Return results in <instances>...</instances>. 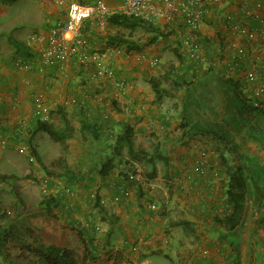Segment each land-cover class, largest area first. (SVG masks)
<instances>
[{"label":"crops","instance_id":"obj_1","mask_svg":"<svg viewBox=\"0 0 264 264\" xmlns=\"http://www.w3.org/2000/svg\"><path fill=\"white\" fill-rule=\"evenodd\" d=\"M238 3L239 0H230L226 4L211 6L201 23L194 27L179 18L169 22L158 21L156 27L159 32L166 36L172 34L165 51H162L164 45L159 42L156 47H144L142 52L141 49L127 51L123 46H114L116 51L110 60L115 74L125 82L121 92L106 80H90L88 73L91 67H82L75 57L51 65L40 58L39 53L45 43L43 36L56 19L63 16L58 4H39L47 22L26 36L23 44L27 47L26 51L10 45L8 36L0 32V134L8 146V151L0 150V177L8 178L14 186L13 199H16L15 196L18 198L16 207L26 206L32 200L36 191L33 177H41L34 156L38 159L49 145H61L63 153L57 154V159L64 161L65 175L45 178L46 184L42 189L44 194L53 198L50 213L61 216L62 223L75 227L78 221L89 223L87 229L76 228L87 250L94 252L96 239L103 235L105 251L115 253L113 257L120 259L119 264L125 260L135 264L136 259L148 262L154 255L141 257L144 252L156 248L174 249L176 246L178 251L191 255L190 259H187L188 256L180 258L181 264H233L236 260H241L240 264H264V242L253 240L251 243L248 236V253L244 257L238 251L234 257L229 246L231 249L236 246L232 243L237 230L221 233L214 221L215 216L226 213L216 210L224 209L227 179L222 182L220 195L211 196L207 191L202 192L211 186L214 178L208 167H214L218 175H225L223 172L229 169L224 164L226 167L221 168V162L220 166L214 164L216 160L210 159V153L214 152L220 161L219 150L233 145V140L241 146L246 144L248 149L252 148L247 141L252 129L250 121H264V115H255L245 107L233 86L224 81L230 78L237 82L238 90L248 104L255 98L264 102V89L260 94L255 93L260 81L264 80V34L251 33L258 22L244 16ZM250 6L255 13L264 16V0H252ZM227 14L234 16V21L230 23L236 24V27L228 25ZM100 32H88L86 39L90 49L104 46L97 38L105 42L108 35L101 36ZM32 34L38 37L30 42ZM190 36L198 42L201 57L207 58V63L204 60V63H194L177 58L167 62V68L156 69V62L162 60H156L158 55L165 56L166 52L169 55L170 51L173 52L170 54H176L179 48L172 46L174 42H179L184 52V41ZM17 62L30 63V66L24 68ZM251 75L255 77L253 82L249 81ZM150 77L157 78L172 95L155 99L147 81ZM174 81L178 82L176 87L172 85ZM37 99L49 107V122H58L57 108L67 111V117L74 126L72 137L52 144L46 140L47 134L36 129L39 112L34 103ZM123 124L132 127L133 146L159 144L162 153L169 158L164 175L159 171L162 168L159 161L155 164L156 175L143 178V182L138 184L136 181L134 184L133 179H126L129 167L123 164L127 163L120 162L118 167L116 162L104 177L98 174V166L112 151L113 141ZM263 129L264 123L258 130L262 143ZM11 150L25 154L31 152L34 156L26 159ZM242 151L245 157L254 156L264 162V144L260 148L261 156L251 155L245 149ZM124 152L126 149H123L120 161L126 156ZM203 153H207L208 157L202 156ZM95 156L102 160L92 168L90 158ZM131 160L139 163L143 170L149 168L141 160ZM7 169L17 170L19 187L14 185V175ZM262 178L261 173L260 183H263ZM122 182L130 187L128 197L119 193L117 186ZM196 186L201 188L198 193ZM65 188L70 190L68 195L63 194ZM92 194H96L92 197L93 201L88 198ZM250 196L264 202V188H258ZM153 201L161 203L156 211L148 206ZM258 206L262 207V204L258 202ZM258 213V217L263 218L258 229L264 233V212ZM168 225L181 226L182 240L174 242V237L166 230ZM252 228L244 227L249 233ZM175 229L177 231L179 227ZM211 233L217 236L208 238ZM190 234L198 238V242L187 250L189 243L186 236ZM54 241L51 239L49 242ZM237 248L239 246L234 248L235 252Z\"/></svg>","mask_w":264,"mask_h":264},{"label":"rangeland","instance_id":"obj_2","mask_svg":"<svg viewBox=\"0 0 264 264\" xmlns=\"http://www.w3.org/2000/svg\"><path fill=\"white\" fill-rule=\"evenodd\" d=\"M120 0H106V2L108 3H117ZM46 21V16L44 15V10L43 7H41L37 2H35L34 0H0V32L5 33V35L8 36V41L10 43V45H14L12 43V41L10 40V38H12L13 40H17L20 41L22 44L25 43L26 40V36L30 35L32 32H34L35 30H37L39 27H41L43 25V23H45ZM47 22V21H46ZM101 36H107V35H114V34H120L123 35L126 38H129L131 40H134L137 44H138V48L142 49L148 48L149 46H158V44H163L164 47L162 49V51H165V45H168L167 40H171L170 38L172 37V34H170V36H163V35H158L155 34L153 31L149 30L148 28H144V27H135V28H125V27H121L119 25H114L111 24L107 21L106 27L104 30H102L99 33ZM153 34L156 35V38L154 39V41L152 43H149L152 40V37L154 36ZM169 35V34H168ZM175 35V33H174ZM97 40L101 43V46L105 43L103 39L97 38ZM157 42H159L157 44ZM173 47L175 48H179L176 54H170L168 55V52L165 53V56L162 55H158L156 60H160V62H156V69L159 68H167V62L171 61V60H185L188 59L190 61H194L195 62H206L207 63V58L204 59L202 57V60L200 61H195L191 58H189L185 52H182V49L180 47L179 42H174V44H172ZM125 46H123L122 48H124ZM126 48V47H125ZM127 51H130L129 49L126 48ZM136 50V49H135ZM168 50V49H167ZM184 51V50H183ZM140 52V53H141ZM149 53V52H147ZM173 53V52H172ZM146 55V54H145ZM180 56V57H179ZM203 62V63H204ZM154 64V63H153ZM255 100H260L255 98L253 101ZM252 101V102H253ZM261 101V100H260ZM262 102V101H261ZM264 103V102H262ZM251 123V132L247 138V141H250L249 144L252 145L253 147L249 148L246 146V144H244V146H241L236 140H233V145L227 146L225 147V149H222V151L219 150V157H220V161L218 159H216V155L214 154V152H211V157L210 159H214L216 160V162L214 164H219L220 166V162H221V168L222 167H226L229 168L226 172H223L225 175L221 174L218 175L216 174V169H214V167L211 166L208 167L209 171H212L211 173L213 174L214 178L212 181L211 186H208L207 189L203 190L202 192H206L209 193V195L214 196L215 194H219L222 193V182L225 181V179H227L226 173L232 169L235 168L236 166H240V167H244V169H246L248 167V170H244V175L249 177L248 179V190L251 191H256V189L254 188H261V184L259 182V176L262 173V181L264 182V162L262 160H260L257 157H251L250 155H248V157H245V153L242 151L245 149V151L247 153H251V155H257V156H261L262 152H260V148L261 146H263L264 142L262 143L263 140H261V137H259V128H261V125H263L264 121H262L261 119H257V121H250ZM259 125V126H258ZM264 130V129H263ZM46 140L52 144L54 141L49 139V136L46 135ZM48 138V139H47ZM264 139V138H263ZM135 144V142H134ZM150 144L148 143L147 147L144 148H149ZM8 146L1 148L0 150L3 151H8L7 150ZM48 148V149H47ZM46 148L45 152H42L40 154V157L37 159L36 156H34L33 153L28 152V154L22 153L18 150H11L14 153H18V154H22L24 155V157L27 159V157L29 156H34V161L37 164L38 169H40V175L41 177L39 179L36 178V176L33 177V184L36 187V191L32 196V200L30 202H27L26 206H18V198L15 196L16 199H13V190H14V186L12 185V183L8 182V178H0V210L3 211L5 210L6 212H14V214H18L19 217H22L24 219H26L28 217V225L30 226V228L32 229V235L37 236L39 239L45 241V242H49L51 239L55 240L54 243L60 244V245H65L67 247H71L74 248L75 250H77L78 252H83L85 251L83 242L81 241L80 238V234L77 232V229L75 226L73 225H66L64 223H62V217L59 215H55V213H53V215L50 213L51 212V207H50V203L48 205V207L45 206V204H41V199L45 196L51 197L48 194H44L43 193V189L42 186L46 184L45 182V178H49L50 176H55V174H59V176L65 175L64 173V169L66 168V166H64V161L61 162L59 160V158L57 159V154L59 153H63V148L61 147V145H49ZM10 149V148H9ZM125 150V148H124ZM125 158H123V161H120V157L114 159V163L117 164V166L119 167V163L123 162V163H127L126 165L123 164L124 166H128L129 170L134 169V172L136 173V177L138 178L140 175H142L144 173V171H147L149 168L146 167L145 170H143V168L140 166L139 163H137L136 161H132L131 158L128 157L127 153L124 152ZM114 156L113 152L110 151L109 155H107V157H112ZM202 156H207V153H203ZM56 157V158H54ZM54 158V159H52ZM205 158V157H204ZM207 159V158H205ZM102 158H98V156H95L94 158H90V161L93 163L92 168L94 166H96V162H101ZM29 161V160H28ZM31 162V161H29ZM98 163V164H99ZM226 165V166H223ZM243 164H246L245 166ZM100 165V164H99ZM214 166V165H213ZM160 169V168H159ZM128 170V172H129ZM8 173H12L14 175V185L17 184V186L19 187L20 182H18L17 180V170L15 169H7ZM161 174H165L166 170H163V168H161L160 170ZM131 172V171H130ZM157 172V171H156ZM215 173V174H214ZM163 174V175H164ZM127 175L129 176V178L134 180V184H138L143 182V178L141 176V179H136V177L134 176V178L132 177V174L127 173ZM259 175V176H258ZM136 181V182H135ZM127 185V184H126ZM254 187V188H253ZM197 188V193L201 190L200 187L196 186ZM42 189V190H41ZM41 195V197H40ZM96 195V194H92L91 196H88V198L93 201L92 197ZM258 196V195H257ZM259 200V201H258ZM256 200L255 198H252L249 194V196L247 197V202H246V207H245V216L242 220L241 223V228L239 227L238 229H236L237 231H235L236 233H234V241L232 244H236L235 247L239 246V248H237V251L235 252V247L230 250L232 252V255L235 257L236 253H238V251L240 252V254H243L242 256L245 257V254L248 253V247L249 245H246V241L248 240V236L251 237L250 242L253 243L252 241H256V242H264V233L262 231H260L258 229V227H260L258 224L259 222H261L263 220V218H259V213L258 212H264V202L263 199L262 201H260L261 199ZM222 202V201H221ZM258 202L259 204H262L261 206H258ZM97 200L95 202V204H97ZM224 209H222V211H220L219 209L216 210L217 212H227L229 210H225L226 207H228L226 205V203H224ZM41 205V207L39 206ZM151 205L155 206V209L153 210H157L158 208H160L161 203H158L156 201L151 202L148 206L150 207ZM94 206V204H93ZM47 208L49 209V213L47 212ZM217 209V208H216ZM17 210V211H16ZM152 210V209H151ZM246 212H248L246 214ZM59 213V212H58ZM51 214V216H50ZM169 227H166V230L172 234V236L174 237V242H178V240H182L183 237V233L180 231L181 226H177V225H168ZM250 227L252 226V231L251 233H249L248 231H245L244 227ZM24 227V226H22ZM21 227V228H22ZM175 227H179V229L176 231ZM42 230V232H38L37 230ZM51 231H53V233L51 234ZM55 232V233H54ZM210 233V232H209ZM95 234V233H93ZM209 237H216V234H208ZM186 236V235H185ZM187 240H188V247L186 248L187 250L189 248H192L193 245L198 242V238L194 237L192 234L186 236ZM262 237V238H261ZM201 240L203 241L204 238L202 236ZM261 240V241H259ZM96 241H98L96 243V249L94 250V252H92L97 258V256H101L98 258H106V256H111L113 257L115 255V253L113 252H106L105 251V245L103 243V235H101L100 237H98V239H96ZM200 243V242H199ZM206 242H204L205 244ZM198 244V243H197ZM202 245V244H200ZM264 245V243L262 244ZM204 246V245H202ZM205 247V246H204ZM148 249V248H147ZM204 249V248H203ZM7 253L6 256L10 257L12 255H14L15 253L18 252V250L16 249V247H14L13 245H9L7 248ZM87 250V249H86ZM155 250H159L161 251L160 254L154 255V256H150L151 261H145L143 260V262H141V260L136 259L135 260V264H181L183 262H180L179 259L180 258H184L186 256L187 259H190L191 255H188L189 253L182 251H178V246H176L174 249L172 248H168V249H163V248H156ZM207 250L209 251V249L205 248L204 251ZM247 250V251H245ZM134 251V250H133ZM151 251V250H149ZM149 251L144 252V254H148ZM224 252L226 253V250H224ZM133 253V252H132ZM93 256V255H92ZM232 256V257H233ZM227 257V256H226ZM233 257V259H235ZM244 257H242L243 259H245ZM141 258V257H140ZM3 259L4 256H2L0 254V264H5L3 263ZM142 259V258H141ZM130 261V260H129ZM132 262V261H131ZM134 264V262H132ZM240 264V261H233V264ZM100 264V263H97ZM102 264V263H101ZM124 264V263H123ZM222 264V263H219ZM224 264V263H223Z\"/></svg>","mask_w":264,"mask_h":264},{"label":"trees","instance_id":"obj_3","mask_svg":"<svg viewBox=\"0 0 264 264\" xmlns=\"http://www.w3.org/2000/svg\"><path fill=\"white\" fill-rule=\"evenodd\" d=\"M107 21L114 25H119L125 28L144 27L153 31L155 34L164 35L167 34L159 32L158 28L154 24H147L144 21L127 16L121 13L110 14L107 16ZM152 37L149 43H152L156 38V35ZM17 50L26 51L27 47L20 41L10 38ZM107 45L110 46H125L129 50H139L138 44L129 38L120 34L108 35L105 39ZM155 94V99H160L166 95H172V92L162 86L157 78L150 77L147 80ZM225 82L231 84L236 92L237 97L241 100L245 107L254 112L255 115L260 113L264 115V108L258 107L250 102L249 104L243 98L242 94L238 90V83L234 82L230 78H225ZM176 87L178 82H172ZM59 113L58 122L53 123L48 120L38 119L36 121V129L46 133L53 141H64L73 136L74 126L67 117V111L61 107L57 108ZM133 130L129 124H123L121 131L115 137L111 146L114 156L107 157L98 166V174L102 177L106 176L109 171L114 167L115 157H121L123 149H126V153L129 158L134 160H141L149 165V169L142 174V178L149 179L156 175V162L159 161L162 164L163 170L167 169L169 158L166 157L158 143H153L149 148L142 146H133L132 144ZM189 134V131L187 135ZM164 174V173H163ZM57 175V174H55ZM59 175V174H58ZM259 176V175H258ZM128 181H131L128 175L125 176ZM1 178V177H0ZM2 179V178H1ZM249 177L244 175L243 169L240 166L232 168L227 173V183L225 189V203L228 207L224 215L215 216L214 221L218 224L220 232H231L238 229L242 223L245 214V207L247 197L253 191L248 190ZM254 188V187H253ZM264 188V182L261 184V188ZM258 189V188H254ZM53 201L52 197L45 196L41 199V204H45L48 207L49 203ZM49 209L47 208V212ZM49 213V212H48ZM186 222V221H185ZM28 217L26 219L18 217L14 212H6L0 210V254L4 256L3 263L5 264H119L120 259L115 257H108L106 259L92 257V251L86 250L78 252L74 248L60 245L53 242H45L39 239L37 236L32 235V229L28 225ZM187 223V222H186ZM24 226V227H22ZM22 227V228H21ZM9 245H13L18 250L14 255L7 257L6 248ZM159 250H152L146 255L160 254ZM133 264L129 260H125L122 264Z\"/></svg>","mask_w":264,"mask_h":264},{"label":"built area","instance_id":"obj_4","mask_svg":"<svg viewBox=\"0 0 264 264\" xmlns=\"http://www.w3.org/2000/svg\"><path fill=\"white\" fill-rule=\"evenodd\" d=\"M40 5L58 4L62 8L63 16L47 29L43 36L45 39L44 46L39 53L40 58L49 65L64 62L65 59L75 57L82 67H91L88 78L92 81L106 80L114 86L119 92L123 91L125 82L115 74L114 67L111 63V55L116 51L114 46L103 44V47L91 48L86 37L88 32H98L105 29L107 16L110 14L121 13L127 16L138 18L147 24H154L158 21H173L179 18L181 22L189 26H198L203 17L209 12L213 5L226 4L230 0H120L115 4H108L106 0H34ZM252 0H239L238 8L248 19L258 22L257 28H253L251 33L264 34V16L255 13L250 6ZM226 22L234 21V16L227 14ZM230 27H236V24H228ZM91 30V31H90ZM37 34L29 36L30 42L37 39ZM183 50L185 54L195 60H202L200 46L192 36L184 41ZM19 63V64H18ZM153 63V62H152ZM18 65L28 68L30 63H20ZM255 77L249 76V81L253 82ZM259 87L255 90L260 94L264 89V80H261ZM253 105L263 107L260 100L252 102ZM34 108L38 110V118L48 120L49 107L40 99L34 103ZM87 115L89 111L83 108ZM7 142L0 134V149L6 147ZM131 171V172H130ZM132 177H136L134 169L129 170ZM140 175L136 179H141ZM119 193L128 197L130 187L124 182L117 186ZM70 190L65 188L63 194L68 195ZM150 209H155L154 205ZM156 211V210H153ZM224 215V214H223ZM89 227L86 221H78L76 228L84 230ZM210 264H219L210 262Z\"/></svg>","mask_w":264,"mask_h":264}]
</instances>
